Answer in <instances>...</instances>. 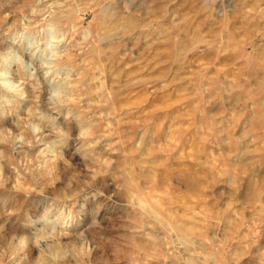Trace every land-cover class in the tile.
I'll use <instances>...</instances> for the list:
<instances>
[{
  "label": "rangeland",
  "instance_id": "1",
  "mask_svg": "<svg viewBox=\"0 0 264 264\" xmlns=\"http://www.w3.org/2000/svg\"><path fill=\"white\" fill-rule=\"evenodd\" d=\"M0 264H264V0H0Z\"/></svg>",
  "mask_w": 264,
  "mask_h": 264
},
{
  "label": "bare ground",
  "instance_id": "2",
  "mask_svg": "<svg viewBox=\"0 0 264 264\" xmlns=\"http://www.w3.org/2000/svg\"><path fill=\"white\" fill-rule=\"evenodd\" d=\"M52 29H51V27L50 28H48V30H47V34L48 35H46V36H48V38H46L47 39V45L50 47V40L52 39V31H51ZM47 46V47H48ZM47 47H45V49H47ZM49 50H51L52 51V49H49ZM54 51V50H53ZM47 52V51H46ZM49 53H51V52H49ZM48 70V69H47ZM52 70V69H51ZM49 71V70H48ZM2 75H1V83L4 85V86H6V87H8V88H11V87H13L14 85L12 84V82L8 79L9 77H8V72H2L1 73ZM59 84V83H58Z\"/></svg>",
  "mask_w": 264,
  "mask_h": 264
}]
</instances>
